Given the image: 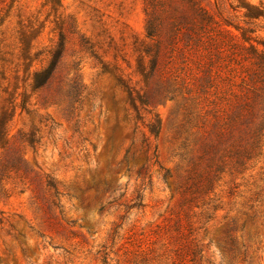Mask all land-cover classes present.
<instances>
[{
  "label": "rangeland",
  "instance_id": "1",
  "mask_svg": "<svg viewBox=\"0 0 264 264\" xmlns=\"http://www.w3.org/2000/svg\"><path fill=\"white\" fill-rule=\"evenodd\" d=\"M149 1L0 0V157L16 137L25 166L54 180L60 204L44 217L27 178L4 176L0 264H135L129 240L177 218L191 222L202 264H264V145L244 174L224 176L216 209L187 200L178 101L150 98L161 78H150L145 52ZM197 1L264 61V0ZM59 31L66 62L81 55L84 89L71 113L42 104L33 87Z\"/></svg>",
  "mask_w": 264,
  "mask_h": 264
},
{
  "label": "trees",
  "instance_id": "2",
  "mask_svg": "<svg viewBox=\"0 0 264 264\" xmlns=\"http://www.w3.org/2000/svg\"><path fill=\"white\" fill-rule=\"evenodd\" d=\"M148 8L149 75L161 78L150 98L178 101L174 138L187 200L216 209L224 176L244 174L264 145V61L227 38L197 0H151ZM66 43V34L59 31L34 72L33 87L42 104H62L71 113L84 88L81 55L66 62ZM78 43L79 51L86 52V43ZM16 140L6 141L0 180L12 173L27 178L37 212L49 218L60 207L57 187L51 177L43 179L25 166ZM193 229L190 221L177 218L169 225L157 224L145 237L130 239L136 243L135 264H202L205 249Z\"/></svg>",
  "mask_w": 264,
  "mask_h": 264
}]
</instances>
